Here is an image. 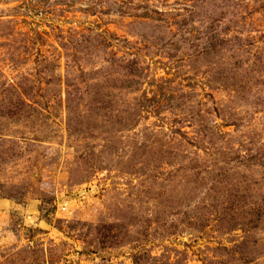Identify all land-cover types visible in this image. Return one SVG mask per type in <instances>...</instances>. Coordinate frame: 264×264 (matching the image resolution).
<instances>
[{"label": "rangeland", "instance_id": "obj_1", "mask_svg": "<svg viewBox=\"0 0 264 264\" xmlns=\"http://www.w3.org/2000/svg\"><path fill=\"white\" fill-rule=\"evenodd\" d=\"M0 264H264V0H0Z\"/></svg>", "mask_w": 264, "mask_h": 264}]
</instances>
